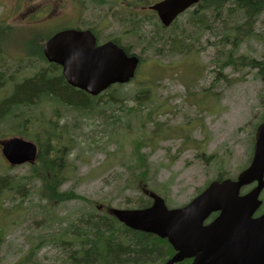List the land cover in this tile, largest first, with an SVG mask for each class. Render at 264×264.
<instances>
[{
  "label": "rangeland",
  "instance_id": "374dc122",
  "mask_svg": "<svg viewBox=\"0 0 264 264\" xmlns=\"http://www.w3.org/2000/svg\"><path fill=\"white\" fill-rule=\"evenodd\" d=\"M156 1L159 0L150 2ZM118 2L112 0L109 4ZM139 2L122 0V7L112 6V11L111 8L107 11L96 7L93 0H0V19L4 20V26L24 31L22 22L27 21V27L33 35L37 33L43 36L66 28H92L97 32L100 44L119 40L122 46L130 47L133 53L142 57L145 63L138 69L135 82L117 91V94L123 92L128 96L125 104L129 107L135 105L136 89L146 92L141 101L137 99L143 104L142 113H124L117 125L129 132V136H123L125 142H122L121 149L116 143L121 141L122 136H115L114 143L108 145L109 136L96 135L92 127L85 129L87 120L73 109H60L58 112L57 106L35 105L36 100L23 106L22 113H28L33 118L52 119L56 129L61 132V141L68 146L64 191L74 190L100 205H108L111 201L112 206L122 209L130 207L135 202L134 198L140 196L139 191L126 189L122 192V187L134 170L130 155L133 142L154 131L153 124L148 129L142 126L152 113L151 123L163 125V138L143 148V152L148 154V182L155 191H161L168 183L169 189L162 192L172 205L181 206L197 196L207 183L216 180L221 170L236 177L239 171L248 167L255 126L264 116V80L258 75L259 70L246 68L240 63L234 67L236 70L226 69V81L219 78L213 86L218 69L213 60L218 57L223 59L226 56L224 51L229 52L231 45L223 48L216 35L210 33H194L182 44L185 50L192 49L185 56L167 54L163 41H159L154 51H149L148 42L124 23L127 17L124 10L138 9V18L144 20L142 31L154 28L155 14L147 8L141 10ZM146 2L149 3V0ZM34 13L35 19L31 17ZM239 16L241 14L227 11L222 24L234 26ZM188 17L189 14H186L178 21L187 25ZM222 27L220 21L213 20L211 29L218 31ZM255 33V37L246 38L235 49V57L246 56L264 61V13L255 25ZM31 38V34H17L7 44L8 53L11 56H24L30 47ZM4 62L10 69L5 83L0 84L2 116L13 110L8 108L10 103L2 100L10 96L16 80H23L27 70L34 64L29 58L15 60L12 57L11 60L7 56ZM35 72L32 70V73ZM206 89L210 91H204ZM50 101L53 100L48 99L46 102ZM79 120L83 130L78 127ZM12 124L9 120L0 124V134L10 132ZM26 132L36 136L38 129L30 125ZM84 134L87 136H81ZM92 139L97 144H92ZM188 139L190 144L187 143ZM117 150L121 158L109 160V155ZM29 174L28 165L11 168L0 157V177L24 178ZM39 188V183L31 182L27 187L29 195L23 201L4 199L3 209L11 210L13 216L2 224L6 232L0 247V264H16L47 232L56 230L62 234L69 227V220L78 219L79 224L83 214L93 212L92 207L77 200L62 204L54 200L48 205L40 200ZM98 209L95 216H104L105 211ZM2 225L0 223V230ZM76 246L74 244L72 249H76ZM61 257L60 251L55 250L54 253L43 248L35 260L41 264H59Z\"/></svg>",
  "mask_w": 264,
  "mask_h": 264
},
{
  "label": "trees",
  "instance_id": "16d2710c",
  "mask_svg": "<svg viewBox=\"0 0 264 264\" xmlns=\"http://www.w3.org/2000/svg\"><path fill=\"white\" fill-rule=\"evenodd\" d=\"M124 11L127 12L124 23L130 25L132 32L136 31V34L143 37L146 43L148 42L150 46L148 48L149 51H154L159 41H163L167 54L185 56L186 53H191L192 49L185 50L182 44L189 40L194 33L216 35L218 42L223 48L230 44V51H224L226 56L223 59L218 57L213 60L218 67L215 71L216 77L213 86L219 78L226 81V69L232 68L236 70L234 67L240 63L245 65L246 68L259 70L258 75L264 80V61H257L246 56L235 57V49L246 38L256 36L255 25L260 15L264 13V0H201L197 8L186 13L189 14L187 25L180 24L177 21L170 28H164L158 19H156L154 28L146 32L142 31L144 20L138 18V9H125ZM227 11L241 14L236 19L234 26L227 27L222 24V18ZM213 20L215 22L220 21L223 27L219 28L218 31L211 29ZM3 22L4 20L0 19V30L8 29L6 33L10 31L15 33L17 28L4 26ZM29 30L32 38L29 41L30 47L26 51V54L27 58L34 62V64L27 70L28 72L23 70L25 73L27 72L25 78L20 82L16 80L15 86L11 89L10 96L4 99V103H10L8 108L14 107L16 111L11 118H4L0 115V124L6 120L12 121V130L6 134H21V136L23 135L22 137L37 142L41 150L37 163L29 167L30 177H0V201L3 194L4 198H9L13 194H20V192L26 191L28 183L33 181L40 183L42 186L41 196L43 198L46 197L49 201L53 199L85 201L86 198L74 190L62 195H56L61 183L63 185L65 181L64 172L66 170L65 163L68 146L64 156V150L61 149V132L56 129V125L52 119L33 118L28 113H21V108L37 100L35 105L39 104L41 107L45 105L51 107L57 106L58 112H60V109L76 110L80 113L81 118L84 117L87 120L85 129L92 127L96 135L109 136L108 145L114 143L113 139L115 136H122L121 141L116 143L119 149H121L122 142H125V137L129 136V132L124 131L123 127L117 125L122 121V114L124 113H142L143 104L138 102V100L141 101L146 92L136 89L134 91L136 99L133 100L135 105L129 107L125 104L128 96L123 92L122 94H117L119 88H126L124 85L113 87L98 97H91L80 90L70 87L62 75L61 68L47 63L43 56L40 44L52 34L43 36L42 34L35 33L33 35L31 33L32 30ZM229 34L231 36H228ZM155 42L156 44L153 45ZM32 48H34V51H31ZM8 70V64L5 66L0 53V84L5 83ZM32 70L36 72L32 73ZM204 91H210V89ZM48 99L53 101L46 102ZM145 121L146 123L153 121L152 113H150ZM263 121L264 116H262L259 123ZM38 123L42 124L46 129L44 136H32L26 132L30 125L35 126ZM146 123H142L143 128L146 127ZM78 127L80 130H83L80 120ZM128 128L131 132L130 126ZM142 136L140 139H137L136 150L132 152L134 170L130 173V177L126 179L122 187V192L126 189L139 191V197H143L145 192L150 190L147 185L146 188L142 184L147 182L149 164L147 155L141 149L147 145H152L155 141L151 136L147 137L146 134ZM8 137L11 136L0 134V139ZM85 142L82 141L81 143ZM91 142L92 144L96 143L95 139H92ZM111 155L108 158L111 161L115 158H121L119 150ZM166 185L161 191L169 189L168 183ZM156 193L162 194L159 191ZM20 198L24 200L27 196L23 193ZM88 204L93 208V212L83 214L79 218V224H77L78 219H75L69 228L65 230V233H48L41 240L42 248L52 246L54 250L57 249V251L61 252L62 257L59 264H158L165 258L168 251L165 242L154 236L132 231L118 222L109 212L112 207L111 201L104 207L105 214L102 217L95 216L98 206L97 202L91 200ZM146 204L145 202H135L131 204V208L144 207ZM74 244L77 245L76 249H72L74 248ZM37 249H39V246L32 247L29 255L20 264L34 263L33 255ZM35 264L41 263L35 261Z\"/></svg>",
  "mask_w": 264,
  "mask_h": 264
},
{
  "label": "water",
  "instance_id": "95a60500",
  "mask_svg": "<svg viewBox=\"0 0 264 264\" xmlns=\"http://www.w3.org/2000/svg\"><path fill=\"white\" fill-rule=\"evenodd\" d=\"M200 0H162L150 9L154 11L163 26L169 27L180 14ZM43 55L49 63L62 68L67 84L90 96H98L112 85L128 83L134 78L139 58L128 56L124 49L114 42L97 45L92 31L63 30L53 35L43 46ZM6 159L12 165L33 163L37 147L31 142L14 138L0 143ZM253 182L257 187L246 199L240 201V189ZM264 188V123L256 132L254 156L250 167L240 174L237 181L226 180L211 184L204 193L190 205L182 209L170 210L165 201L151 193L154 203L151 207L137 210H118L111 212L117 220L127 227L161 238L173 237L184 241H194L199 235L203 221L213 212L222 215L213 224V229L229 230L225 237H233V230L241 219L250 218L256 211L257 198ZM192 230V234H177ZM177 234V235H176ZM179 254L166 264H175L185 257H191L183 246L176 245ZM194 264H201L195 262Z\"/></svg>",
  "mask_w": 264,
  "mask_h": 264
},
{
  "label": "flooded vegetation",
  "instance_id": "af4514ba",
  "mask_svg": "<svg viewBox=\"0 0 264 264\" xmlns=\"http://www.w3.org/2000/svg\"><path fill=\"white\" fill-rule=\"evenodd\" d=\"M112 0H103L97 6L110 9L112 6H121L122 0L117 4H109ZM257 183L250 187L243 188L242 195L252 191ZM244 200L243 196L235 198ZM140 200V199H138ZM260 202L252 218L239 223L240 228L234 229L233 237H225L229 230L209 229L214 221L221 215V212L214 213L203 223V228L198 231V237L194 241H184L173 237L172 239H161L168 248L164 259L168 261L177 254L176 245L195 252L192 257H186L177 264H193L199 259L204 264H264V190L258 198ZM192 234L193 231L179 232L177 234ZM176 234V235H177Z\"/></svg>",
  "mask_w": 264,
  "mask_h": 264
}]
</instances>
